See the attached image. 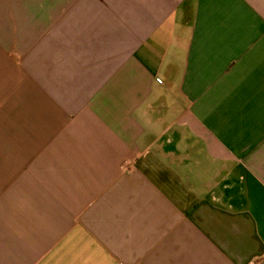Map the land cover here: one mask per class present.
<instances>
[{
    "label": "crops",
    "instance_id": "crops-1",
    "mask_svg": "<svg viewBox=\"0 0 264 264\" xmlns=\"http://www.w3.org/2000/svg\"><path fill=\"white\" fill-rule=\"evenodd\" d=\"M0 264H264V0H0Z\"/></svg>",
    "mask_w": 264,
    "mask_h": 264
},
{
    "label": "built area",
    "instance_id": "built-area-1",
    "mask_svg": "<svg viewBox=\"0 0 264 264\" xmlns=\"http://www.w3.org/2000/svg\"><path fill=\"white\" fill-rule=\"evenodd\" d=\"M158 82L160 83V80Z\"/></svg>",
    "mask_w": 264,
    "mask_h": 264
}]
</instances>
